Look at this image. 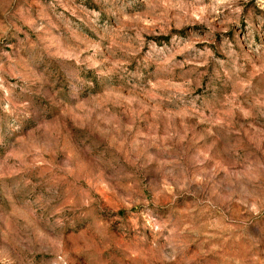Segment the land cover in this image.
Wrapping results in <instances>:
<instances>
[{
    "label": "rangeland",
    "instance_id": "rangeland-1",
    "mask_svg": "<svg viewBox=\"0 0 264 264\" xmlns=\"http://www.w3.org/2000/svg\"><path fill=\"white\" fill-rule=\"evenodd\" d=\"M0 264H264V0H0Z\"/></svg>",
    "mask_w": 264,
    "mask_h": 264
}]
</instances>
